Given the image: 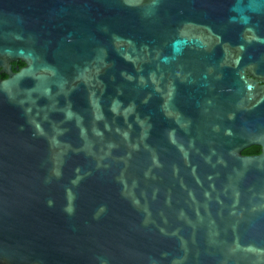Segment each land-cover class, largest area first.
<instances>
[{
	"label": "water",
	"instance_id": "1",
	"mask_svg": "<svg viewBox=\"0 0 264 264\" xmlns=\"http://www.w3.org/2000/svg\"><path fill=\"white\" fill-rule=\"evenodd\" d=\"M0 71V264H264V0H0Z\"/></svg>",
	"mask_w": 264,
	"mask_h": 264
},
{
	"label": "trees",
	"instance_id": "2",
	"mask_svg": "<svg viewBox=\"0 0 264 264\" xmlns=\"http://www.w3.org/2000/svg\"><path fill=\"white\" fill-rule=\"evenodd\" d=\"M18 64H19V65H23L22 62H18ZM2 77H5V74H3V75L0 76V78H2ZM257 151H259V146L252 145V146H250V147H248V148H245V149L242 151V153H243V154H247V155H249V154L255 153V152H257Z\"/></svg>",
	"mask_w": 264,
	"mask_h": 264
},
{
	"label": "flooded vegetation",
	"instance_id": "3",
	"mask_svg": "<svg viewBox=\"0 0 264 264\" xmlns=\"http://www.w3.org/2000/svg\"><path fill=\"white\" fill-rule=\"evenodd\" d=\"M16 66H19V67H20V66H22V65H19L18 62H14V63H12L13 70H15V67H16ZM3 74H4V73H2V72L0 71V76L3 75ZM5 77H6V75H5ZM5 77H2V78H0V79H3V78H5ZM259 152H260V148H259V151L255 152V153H252L251 155H253V154H258ZM249 155H250V154H249Z\"/></svg>",
	"mask_w": 264,
	"mask_h": 264
}]
</instances>
